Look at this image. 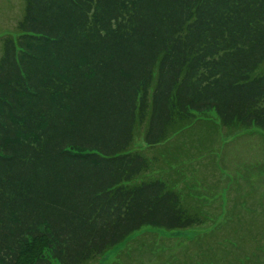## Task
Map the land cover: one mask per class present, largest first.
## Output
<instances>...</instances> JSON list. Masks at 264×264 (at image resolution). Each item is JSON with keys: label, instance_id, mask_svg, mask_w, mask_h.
Listing matches in <instances>:
<instances>
[{"label": "trees", "instance_id": "1", "mask_svg": "<svg viewBox=\"0 0 264 264\" xmlns=\"http://www.w3.org/2000/svg\"><path fill=\"white\" fill-rule=\"evenodd\" d=\"M12 29L0 264H97L142 229H213L224 212L231 234L189 264H264V245L243 253L256 230L264 241L248 222L264 201L242 207L264 160L242 155L226 179L218 168L234 156L224 136L264 137V0H24Z\"/></svg>", "mask_w": 264, "mask_h": 264}, {"label": "rangeland", "instance_id": "2", "mask_svg": "<svg viewBox=\"0 0 264 264\" xmlns=\"http://www.w3.org/2000/svg\"><path fill=\"white\" fill-rule=\"evenodd\" d=\"M23 7L24 0H0V56L2 53V37L6 33L12 32V28L15 27L16 23L23 15ZM222 141L223 143L232 142L229 144V147L226 150L229 151L230 154H234V156L230 157L231 160H226V165L223 168L220 167L221 164L218 167L223 174L222 179H226V176L229 172L225 171L227 166L233 164L242 155L248 157L251 155V159H259V161L264 160V137L262 136L261 131L255 127L244 132L242 131L234 138L230 136H224ZM246 159L248 161L247 157ZM245 171L249 170H244L242 168V163L240 162L238 166H236V171L233 173L230 171V176H235L236 174L237 179H242V175H244ZM259 172L261 173V171L257 170L252 174V178L255 181L253 183V189L251 188V193L248 194L252 200H250L247 205L242 206L244 209H246V206L251 207L250 204L264 201V174H260ZM240 183L245 188H248V185L243 183V181H240ZM232 195H234V193H232ZM224 200V197H222V201ZM239 200L243 201L240 198ZM225 214V212L221 213L218 218H216V220L213 222V225H216V227L213 229H203L199 227L172 231L158 228L142 229L139 232L133 233L125 241L105 252L97 264L115 263L118 260L120 253H122V251H124L128 245L129 247H132L130 250L132 252V258L127 261L128 264H168L167 261L175 262V264H178L181 261H186V263L189 264L190 256H193L194 253H197L201 249L200 246L205 247L207 245H211L221 247L217 245V242L231 234H224L227 229L217 228V225L221 226L225 222ZM260 214L261 213L258 212L255 215L256 217L253 218L254 220L251 219V217H248V222L250 225L253 223L254 225H257L259 230L262 225V230L264 231V214H261L263 218L260 216ZM257 231L258 230H256V234L253 235L254 241L248 242L247 248L243 252L244 254L249 253V251L258 244L264 245V241L261 240V237L259 234H257ZM142 233L144 234L141 235ZM136 238L146 242V245H148L147 247H142V250L139 253L136 251ZM148 239L149 243L147 242ZM155 245L159 247L164 246L167 252L165 254H159L162 252L156 251L158 247ZM52 264L58 263L52 262Z\"/></svg>", "mask_w": 264, "mask_h": 264}]
</instances>
